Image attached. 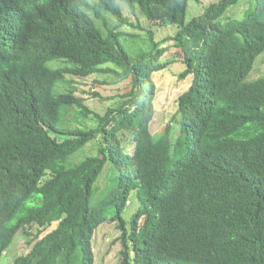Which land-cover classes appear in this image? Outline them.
Segmentation results:
<instances>
[{
	"label": "trees",
	"instance_id": "16d2710c",
	"mask_svg": "<svg viewBox=\"0 0 264 264\" xmlns=\"http://www.w3.org/2000/svg\"><path fill=\"white\" fill-rule=\"evenodd\" d=\"M191 1L201 2L0 0V262L22 232L11 264H95L109 221L122 232L120 264H264V75L246 81L264 52V0L224 19L239 0H218L188 21ZM122 2L178 28L180 76L193 75L159 133L154 73L166 48L152 30L134 49L118 26L102 29L104 12L130 22ZM104 71L130 84L102 114L67 84ZM72 106L94 124H66Z\"/></svg>",
	"mask_w": 264,
	"mask_h": 264
},
{
	"label": "rangeland",
	"instance_id": "374dc122",
	"mask_svg": "<svg viewBox=\"0 0 264 264\" xmlns=\"http://www.w3.org/2000/svg\"><path fill=\"white\" fill-rule=\"evenodd\" d=\"M218 0H201V2L191 1L187 12V20H191L193 17L203 13L205 8L213 2ZM256 0H254L255 2ZM250 0H239L237 4L231 5L222 18L226 17H244L245 11L248 9ZM124 14L129 18V23L119 24L115 17L107 12H104V19L99 20L102 29L107 31L109 28H115L123 30L129 34L125 39L128 48L138 49L147 47V39L149 31L154 32L156 41L161 43V48H166L165 54L161 57V60L169 62L168 66L157 73H154V80L157 83V92L155 96L156 114L151 122V130L154 133H159L164 128L171 124L175 114L178 110V99L182 93L189 89L193 81V75H188L186 78H182L180 74L186 70V65L183 62V56L180 53L179 48L174 44L171 37L176 33L177 27L171 24H162L159 22H152L147 19L145 14L139 7L131 8L125 3H121ZM247 8V9H246ZM133 34L135 40H132ZM124 37V38H125ZM169 38V39H167ZM64 64V63H55ZM52 65V62H49ZM114 68L120 70L113 64L104 65V68ZM264 75V52L260 54L254 64V67L250 74L246 77V81L255 80ZM72 84H67L68 87L75 89L76 93L85 98V104L92 110L105 113L108 106L115 101L111 97H116L126 91L130 84V79L125 81H119V78L115 73L104 71L99 72L88 77H72ZM95 92H99L100 96L94 95ZM81 116L77 114L76 107H70L65 115L64 122L68 125L80 126L83 123L93 125L92 119H87L85 122ZM81 121V122H79ZM123 145L127 151L133 150V143L130 134L122 133ZM95 145H89L85 152H92ZM139 202L136 198V194L133 193L128 206L125 210L124 216L129 217L138 208ZM121 230L114 222L103 223L96 231L94 237V252L96 256L95 264H120V251L122 249L121 243ZM27 241L24 233L19 232L16 236L15 242L8 249L7 253L2 258L0 264H11L15 257L24 252L26 249Z\"/></svg>",
	"mask_w": 264,
	"mask_h": 264
}]
</instances>
